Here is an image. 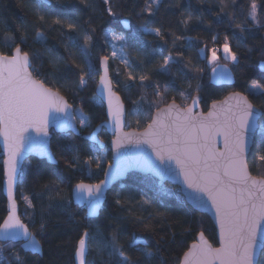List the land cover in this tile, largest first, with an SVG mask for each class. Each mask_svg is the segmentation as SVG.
<instances>
[{
  "label": "snow or ice",
  "instance_id": "snow-or-ice-1",
  "mask_svg": "<svg viewBox=\"0 0 264 264\" xmlns=\"http://www.w3.org/2000/svg\"><path fill=\"white\" fill-rule=\"evenodd\" d=\"M85 2L86 0H81V3ZM178 2L179 0L177 4ZM103 3L107 5L106 14L110 17L115 16L116 12L110 0H103ZM237 3L238 0H219L220 10L216 15L223 13L228 16L241 36L248 31L249 23L253 27H264L258 18L257 10L261 6L258 5L257 0H251L247 9V18L243 22H237L239 20L235 11ZM164 6L165 0H143V7L136 15L138 18L156 17L161 14ZM33 11L36 20L31 25V30L35 32L32 42L44 45L46 37L40 29L47 23V19L39 4L33 6ZM192 20L191 12L182 14L181 22L185 26ZM196 20L203 23L199 17H196ZM53 25L61 29V35L65 34L63 29L66 27L67 33H76L82 38L83 43L79 45L81 62H77L76 53L70 44L64 43L67 58L52 55V50L46 49L50 58V72L45 75L40 69L35 68L32 63L35 54L24 50L23 47L30 38L29 26L26 22L18 26L14 33L4 35L3 46L8 51L0 50V137L3 138L4 144L3 172L8 196V214L0 224V259L4 260L5 264H25L19 252H14L12 259L5 257V244L20 242L22 251H30L34 254L40 253L43 248L37 233L31 231L17 215V205L13 198L14 187L22 180L23 169L20 167V160L23 153L37 144L47 143L45 138L49 136L50 123L63 129L73 130H75L74 122L77 120L81 127L88 124V118L82 111L78 115L72 114L73 104L69 103L66 95L61 94L63 88H53L49 86V82L56 78L58 66L63 64L65 67L70 65V70L74 73V79L64 81L73 93L88 86L92 74L97 72L91 60L93 44L91 32L95 29L89 31L62 14H57L52 19L49 27ZM208 26L211 27V24L209 23ZM139 27L146 32L154 33L165 43L168 42L166 36L169 33L167 30H162L163 26L147 29L144 24H140ZM172 35L174 37L172 46L176 48V41L184 37ZM114 39L124 42L119 53L113 51L111 54V59L119 58L126 70L129 83L124 87L130 89L138 84L141 89L152 88V95L157 99L147 101L145 96L141 95L139 100L132 101L136 105L137 113L146 103L147 111L152 113L154 110V114L139 134L123 132L124 105L113 91V80L109 76L110 57L105 55L99 58L102 71L97 86H102L108 94V116L112 118L119 132L113 145L117 149L125 141L149 145L155 155V161L151 158L146 160L148 166L154 168L161 176L182 177L181 192L184 193V197L201 207L210 202V206L215 210L219 229V247H214L207 239L205 231L200 230L195 233L196 239L183 252L182 257L178 258L177 264H260L258 256L264 252V175L257 177L251 174L249 154L255 148L254 164L264 166V122L258 119L264 116V105L257 108L247 95L233 92L223 100H213L206 113L196 111L201 102L199 83L193 89L196 95L185 89L180 93L183 98L181 103H177L175 97L169 101L165 93L160 91L159 81L153 80L152 77L171 75L172 64L183 62V52H177L175 56L171 50L167 55L160 53V62L149 67L151 61L148 64L144 60L136 63L128 58L127 37L119 35L114 36ZM211 43L213 47H209L206 43L199 50L200 53L207 55L209 63L216 67L221 66L219 64L221 56L218 53L225 61L239 63L238 54L230 47L227 35L224 36L223 43L219 42L217 35H212ZM248 52H252V49L249 48ZM185 67L188 65L186 64ZM223 67L227 68V64ZM145 68L147 71H144ZM213 70L215 71V68ZM117 74L119 75V70ZM184 75L187 76V73ZM116 83L119 86V81ZM252 87L264 89V84L253 81ZM189 88H192L191 83ZM188 99H191V104L187 103ZM59 113L64 115L62 117L55 115ZM257 131L261 135L259 143L255 142ZM217 138L222 139V148L217 146L219 143ZM49 158L51 159L52 155ZM74 160L78 161L79 157H74ZM65 164L69 169L74 167L73 161L65 160ZM100 166L99 163L96 164L97 168ZM111 167L112 165L109 164V168ZM107 176L108 172L105 171V177ZM105 183L106 180L97 184L80 181L72 188L78 203L86 208L83 216L77 221L80 231L73 242L74 260L77 264H86V255L90 251L97 254L100 264H141L142 259L155 258L159 248L153 251L136 233L128 234L126 239L122 238L119 218L110 220L103 227L96 225L95 228L85 222L99 214L100 194ZM42 187L50 193L48 209L52 208L53 202L60 200L62 203L59 206L66 213L68 221L76 219L77 214L71 208L73 203L71 194L65 198L60 185L55 180H49ZM84 193H87V197L83 195ZM116 196L115 203L124 207L119 198L120 194L117 193ZM23 199L29 208L34 207L27 196H23ZM143 203L151 205L152 201L145 198ZM47 214L51 215L50 212ZM156 215L163 214L156 213ZM137 219L143 218L137 217ZM109 228L111 231L106 232ZM45 231V223L42 221L38 232ZM187 231L192 233L194 230L189 228ZM156 243L157 245L164 243V237H160ZM132 252L139 253V256L134 258ZM105 253L107 259H104Z\"/></svg>",
  "mask_w": 264,
  "mask_h": 264
},
{
  "label": "trees",
  "instance_id": "trees-1",
  "mask_svg": "<svg viewBox=\"0 0 264 264\" xmlns=\"http://www.w3.org/2000/svg\"><path fill=\"white\" fill-rule=\"evenodd\" d=\"M50 5L46 6L40 0H0V50L8 51L3 46V37L8 33H14L18 26L27 23L29 26V41L24 50L34 53L33 66L40 69L47 75L50 72V58L46 49L52 50V55H59L67 58V53L63 47L64 43L70 44L72 50L76 53L77 62H81V49L79 45L83 43L82 38L76 33H67L66 27L63 29L64 35H61V29L58 26H51L52 19L57 14H62L83 28L95 29L91 32L93 44L91 48V60L96 66L97 72L92 74L88 86L78 92L73 93L72 89L64 84L65 80L74 79V73L70 70L71 66L65 67L60 64L59 71L55 79L50 80L49 86L61 87L62 95H66L69 103L88 118V127L82 130V135H88L96 127L105 122V110L101 102L95 95V89L99 76V58L105 55L110 57L108 33L113 32L127 37L126 52L131 61L139 63L144 60L146 64L149 61V67H153L160 62V53L167 55L171 50L175 56L177 52H183V62L173 63L171 66V75H153V80H158L166 97L171 100L176 98L177 103L182 102L181 91L187 89L192 95L197 93L193 91L196 84L200 85L199 95L201 97L200 109L207 112L213 100H223L227 95L233 92H242L248 96L250 102L259 108L264 105V89L253 88V81L264 84V74L258 71V64L264 62V27H253L248 24V31L243 36L239 30L235 29L228 16L216 13L220 10L219 0H165V6L161 9V14L156 17L144 16L138 18L136 13L143 7V0H110L115 16L106 14L107 5L103 0H48ZM251 0H238L235 11L239 16L237 22H243L247 18V9ZM258 18L264 24V0H257ZM39 4L42 13L47 19V23L41 26V31L45 34L44 45L33 43L32 38L35 32L31 30V25L36 20L33 6ZM91 5V6H89ZM171 5V6H169ZM231 10V6L229 11ZM191 12L193 20L185 26L182 22V14ZM199 17L203 23L196 20ZM128 21L130 30L124 31L121 23ZM209 23L211 27H209ZM144 24L147 29L162 27L167 30L165 43L153 33L144 31L139 27ZM184 37L176 41V48L172 46L173 35ZM212 35L219 37V42L223 43L224 36L229 37L230 47L236 51L239 57V63H234L231 68L235 84L232 87L216 88L209 84L208 58L205 53H200V49L207 43H211ZM71 37V39H69ZM191 37L192 39H187ZM19 42V41H17ZM124 42H122V45ZM218 46V45H217ZM251 48L252 52H248ZM155 49V52H153ZM220 54V53H219ZM180 59V57H176ZM222 61H225L221 57ZM110 76L113 80V89L120 96L126 109V127L128 130L142 131L150 117L154 113L147 111L148 105L145 103L143 109L137 113L136 105L132 103L139 100L144 95L147 101H155L157 98L152 95V88L141 89L139 85L125 88L127 81L126 70L123 64L118 61L110 62ZM188 67H185V65ZM119 70V75L117 74ZM139 71V69H138ZM147 71V68L144 69ZM187 73V76L184 75ZM196 77V79H192ZM119 81V86H117ZM191 83L192 88H189ZM191 99L187 100L189 104ZM264 119V116H263ZM71 137V139H69ZM98 138L105 144V149L99 151L96 146L83 140L82 137H74L71 134L60 135L52 133L50 140V149L56 166H51L45 161L29 159L23 167L22 180L17 185L16 200L19 205V214L22 222L27 224L31 231L37 233L38 239L43 244L40 253L22 251L20 244H5L4 254L12 259L14 252H19L21 259L25 264H74V245L80 231V225L77 221L84 214V208L71 205L75 212L76 219L68 221L66 213L61 210V201L53 202L51 209H48L49 195L42 186L49 180H55L62 189V195L67 198L72 192L73 186L83 181L88 184H97L102 180L105 167L111 163V153L109 151L110 136L101 130ZM261 135L259 131L255 136V142L259 143ZM75 149V150H73ZM62 153V155H61ZM253 148L249 155L250 172L253 176L264 175V166L254 164ZM104 155V156H102ZM79 160H74V157ZM100 159L102 160L100 163ZM65 160L73 161L74 167H66ZM3 156L0 151V224L7 216L6 199L3 195ZM99 163L100 168L96 167ZM120 194L121 207L115 203L116 194ZM23 196H27L34 205L29 208ZM152 201L151 205L144 204L143 199ZM47 210V211H45ZM51 213V215L47 213ZM156 213H162L157 216ZM142 217V220L137 219ZM119 218L120 231L122 238L126 239L128 234L136 233L147 242L149 248L153 251L159 248L155 258L142 259L141 264H177L179 257L196 239V232L205 231L207 239L217 247L216 231L207 216L196 213L185 202L178 188L170 184H161L151 177L132 174L123 183L114 187L107 195L103 208L96 220L85 221L92 228L96 225L108 224L110 220ZM45 223L46 231L38 232L41 222ZM58 221H66L59 223ZM194 231L189 233L187 229ZM111 229H106V232ZM174 234V235H173ZM160 237H164V243L157 245ZM134 258L139 253H131ZM107 259V253L104 254ZM260 264H264V252L260 255ZM86 264H100V258L94 251L88 253Z\"/></svg>",
  "mask_w": 264,
  "mask_h": 264
},
{
  "label": "water",
  "instance_id": "water-1",
  "mask_svg": "<svg viewBox=\"0 0 264 264\" xmlns=\"http://www.w3.org/2000/svg\"><path fill=\"white\" fill-rule=\"evenodd\" d=\"M40 1L42 4H44L46 6L50 5L48 0H40ZM121 26H122V29L124 31L130 30V24L128 21H123L121 23ZM213 69H211L209 72V84L211 86L216 87V88L234 86V84H235L234 74L228 66H227V68H225V67H223V65H221L220 67H215V71ZM101 71H102V69H101V66L99 63V75H100ZM258 71L261 74H264V62H260L258 64ZM109 76H110V64H109ZM110 78H111V76H110ZM98 84H99V76H98V80H97V84H96L95 95L104 107L105 117H106L105 122L102 123L101 125H99L98 127H96L95 130L92 131L88 135H82V130L79 128L76 121L74 122L75 130H73L72 128L63 129V128L57 127L54 123H50V125H49V136L45 138L47 143L44 145L37 144V145L33 146L31 149L26 150L23 153V156L20 160L21 169H23L26 161H28L29 159H36L39 161H45L47 164H49L51 166L57 165V162L54 159L53 153L50 149V140H51L52 133L60 134V135L71 134L74 137H82L83 140H85L88 143L96 146L99 151H103L105 149V144L100 142L98 135H99L101 130H104L111 138L110 143H109V151L111 153V163L110 164L112 165V167L109 168V164H108L105 167L104 172H103L102 180H106V183L102 186L103 190L100 194L101 203H100L99 214L103 208V205L106 201L108 193L114 187L119 185L120 183L125 182L130 175L136 174V175L151 177L161 184H170L171 186L178 188L180 191V194L184 198L186 204L192 210H194L198 214L207 216L209 218V220L212 222V224L215 228L217 247H219V229H218V225L216 224L215 210L210 206V202L208 205L201 207L198 204L194 203L193 201L186 199L184 197V193L181 192V188L183 187L182 177H179L176 175L161 176V175L157 174V172L155 171L154 168H152L151 166H148L145 163L146 160L151 158L152 161H155V155L153 153L152 148L149 145L143 144V143L138 144L135 141H132V142L125 141L121 145V147L118 149L113 145V141L116 140L119 132L116 129V127L114 126L112 118L108 116V94L103 89L102 86L98 87L97 86ZM113 91H114V89H113ZM190 104H191V102H190ZM196 111H201L200 105L197 107ZM72 114L75 115L74 107L72 109ZM51 115L52 114H50V116ZM55 115L62 117L64 114L59 113V114H55ZM262 118H263V116H260L258 118L260 122H261ZM122 131L125 133L135 132L137 134H139L140 132L143 131V130L142 131H136V130L126 129V109H125V106H124V117H123V129H122ZM217 139L219 140V143L217 146L222 148L223 147L222 139H220V138H217ZM0 151L2 153L3 160H4L5 155H4V144H3V138L2 137H0ZM50 155H52L51 159L49 158ZM2 165H3V163H2ZM173 167H175V165H173ZM3 169H4V165H3ZM105 171L108 172L107 177H105ZM86 184H88V183H86ZM17 185H18V183L14 187L13 198L15 199L16 205H17V215L20 217L19 205H18V202L16 200ZM2 190H3V195L6 199L7 214H8V196H7V187H6V184L4 183V172H3ZM83 195L85 197H87V193H84ZM71 197H72L74 206L79 207V208H84V210L86 211L85 206L82 204H79L78 201L76 200V193L75 192H73V191L71 192ZM205 199H207V198L205 197ZM99 214L97 216L89 218L88 220H96L99 217ZM11 244H20V242H13ZM261 253L258 256V259H260ZM87 257H88V254L86 255V261H87ZM74 264H77V262L75 260H74Z\"/></svg>",
  "mask_w": 264,
  "mask_h": 264
},
{
  "label": "rangeland",
  "instance_id": "rangeland-1",
  "mask_svg": "<svg viewBox=\"0 0 264 264\" xmlns=\"http://www.w3.org/2000/svg\"><path fill=\"white\" fill-rule=\"evenodd\" d=\"M150 33V32H149ZM154 34V33H153ZM119 35H122V34H117V33H113V32H110V33H108V37H109V39H110V43H109V48H110V62H112V61H118L119 63H120V60H119V58H116V59H111V54H112V52L113 51H116L117 53H119L120 52V49H121V47H122V41H119V40H117V39H114V36H119ZM218 55H220L222 58H223V56L221 55V54H219L218 53ZM219 64L220 65H225V64H227V66L231 69L232 67H233V65H234V63L232 62V61H230V60H228V61H222L221 60V58H220V60H219ZM208 68H209V70H211V69H213V68H215L216 66L215 65H213L212 63H209V61H208ZM98 77V74H97V76H96V78ZM190 104V103H189ZM78 113H79V111L78 110H76L75 111V115H78ZM77 122V124H78V126H79V128L81 129V130H85L87 127H88V125H89V123L86 125V126H84V127H81L80 126V124H79V122H78V120L76 121ZM261 122H264V119L262 118V120H261ZM126 129H127V127H126ZM102 156H104V155H102ZM102 160L100 159V161H99V163L101 162ZM26 202V201H25ZM26 204H27V202H26Z\"/></svg>",
  "mask_w": 264,
  "mask_h": 264
},
{
  "label": "built area",
  "instance_id": "built-area-1",
  "mask_svg": "<svg viewBox=\"0 0 264 264\" xmlns=\"http://www.w3.org/2000/svg\"><path fill=\"white\" fill-rule=\"evenodd\" d=\"M5 257H7L9 259V256H7L6 254H4ZM0 264H5V261L0 259Z\"/></svg>",
  "mask_w": 264,
  "mask_h": 264
}]
</instances>
